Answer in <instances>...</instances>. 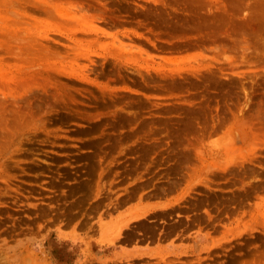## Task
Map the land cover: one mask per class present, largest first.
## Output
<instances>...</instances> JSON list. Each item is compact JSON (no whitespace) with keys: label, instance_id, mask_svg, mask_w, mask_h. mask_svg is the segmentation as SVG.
Listing matches in <instances>:
<instances>
[{"label":"rangeland","instance_id":"obj_1","mask_svg":"<svg viewBox=\"0 0 264 264\" xmlns=\"http://www.w3.org/2000/svg\"><path fill=\"white\" fill-rule=\"evenodd\" d=\"M15 1L0 264H264V0Z\"/></svg>","mask_w":264,"mask_h":264},{"label":"bare ground","instance_id":"obj_2","mask_svg":"<svg viewBox=\"0 0 264 264\" xmlns=\"http://www.w3.org/2000/svg\"><path fill=\"white\" fill-rule=\"evenodd\" d=\"M12 1H13V0H12ZM14 1H15V0H14ZM20 1H21V0H19V2H20ZM22 1H23V0H22ZM22 1H21V4H23ZM29 1H30V0H28V1L26 0L25 2L27 3V2H29ZM45 1H47V0H45ZM54 1L56 2V0H54ZM6 2H7V1H6ZM16 2H17V1H15V3H16ZM19 2H18V5H19ZM31 2H33V1L31 0ZM40 2H41V1H40ZM47 2H48V1H47ZM59 2H62V0H60ZM59 2H58V4L60 5ZM36 3L40 6L39 9H37L38 6H37ZM56 3H57V2H56ZM6 4H7V3H6ZM21 4H20L19 6H21ZM27 4H28V3H27ZM27 4H26L25 6H27V9H29L28 6L31 7L32 4L30 5V2H29V5H27ZM50 4H51V3H50ZM52 4H53V3H52ZM8 5H10V4H8ZM14 5H15V4H14ZM33 5H36V7H35V6H34V7L37 9V11H38V10L40 11V8H41V5H42V4L40 5L38 2H35V4H33ZM0 6H1V5H0ZM12 6H13V5H12ZM12 6H11V7H12ZM22 6H23V5H22ZM25 6L23 7V8H24V12H25V10H26V9H25ZM46 6H47V5H46ZM46 6H44V7L46 8ZM60 6H61V5H60ZM14 7H17V8H18L17 5H15ZM32 7H33V6H32ZM44 7L42 6V8H44ZM47 7H48V6H47ZM52 7H54V6H52ZM1 8H2V7H1ZM1 8H0V9H1ZM4 8L7 9V5H6ZM20 8H21V7H19V10H22V12H23V8H22V9H20ZM45 8L43 9L44 11H46ZM8 9H10V7H8ZM11 9H12V8H11ZM50 9H51V8H50ZM50 9H49V10H50ZM55 9H56V8H55ZM1 10L3 11V8H2ZM12 10H14V8H13ZM15 10H16V9H15ZM34 10H35V9H34ZM61 10H63V9H61ZM5 11H6V10H5ZM8 11H10V10H8ZM8 11H6V12H8ZM28 11H29V10H28ZM28 11H26V12H28ZM6 12H5V13H6ZM16 12H17V11H15V13H16ZM22 12L20 11L21 16H22ZM48 12L50 13V11H46V13H48ZM52 12H53V11H52ZM52 12H51V13H52ZM64 12H65V11H64ZM1 13H2V14H5V13H3V12H1ZM20 13H19V14H20ZM51 13H50V14H51ZM27 14H30V12H28ZM6 15H7V13H6ZM6 15H5V16H6ZM23 15H24V14H23ZM65 15H66V14H65ZM9 16L11 17L12 15L9 14ZM17 16H18V15H17ZM29 16H30V15H29ZM25 17H26V16H25ZM5 18H6V17H4V19H5ZM12 18L16 19L15 21H18L17 18H15V17H12ZM27 19H28V18H27ZM27 19H26V20H27ZM0 20H2V18H0ZM8 20H9V19L6 18V21H8ZM20 20H21V19H20ZM20 20H19V21H20ZM23 20H24V24H25V23H26V22H25V19H23ZM4 21H5V20H3L2 25H3ZM6 21H5V22H6ZM11 21H12V19H11ZM27 21H28V20H27ZM0 22H1V21H0ZM20 22H21V21H20ZM6 23H7V22H6ZM11 23H12V22H10V24H9V23H8V24H9V25H12ZM22 23H23V22H22ZM29 23H30V22H29ZM29 23H28V24H29ZM8 24H7V26H8ZM0 25H1V24H0ZM2 25H1V26H2ZM13 25H15V24H13ZM14 27H15V26H14ZM19 27H20V26H19ZM3 28H4V27H3ZM3 28H2V29H3ZM10 28H11V27H10ZM16 28H17V27H16ZM16 28H15V29H16ZM21 28H22V27H21ZM21 28H20V29H21ZM20 29H19V30H20ZM0 30H1V28H0ZM8 30H9V29H8ZM24 30H25V29H24ZM13 31H16V30H12V31H10V33L13 32ZM21 31H23V30H21ZM23 32H25V31H23ZM26 32H27V31H26ZM26 32H25V34H26ZM28 32H29V31H28ZM4 33H6V32H5V29H4ZM7 33L10 34L8 31H7ZM7 33H6V34H7ZM19 33L22 34L21 32H18V30H17V33L15 32L16 35H15L14 33H13V35H14V36H17V34L20 35ZM29 34L32 35L31 38H29V39H32L33 36H35V34H34V35L31 34V32H29ZM7 36H8V35H7ZM10 36H12V34H10ZM27 36H28V35H27ZM27 36H25V37L27 38ZM19 37H21V36H19ZM19 37H18V39H19ZM22 37H23V36H22ZM22 37H21V38H22ZM28 37H30V36H28ZM34 38H35V37H34ZM24 39H25V38H24ZM0 40H1V39H0ZM25 40H28V39H25ZM35 40H36V38H35ZM5 41H8V40L5 39ZM5 41H4V38H3V42H5ZM10 41H11V40H10ZM19 41H20V40H19ZM28 41H29V40H28ZM28 41H27V42H28ZM32 41H33V39H32ZM32 41H31V42H32ZM12 42H13V41H12ZM1 43H2V42H1ZM19 43H20V42H19ZM36 43H37V42H36ZM2 44H3V43H2ZM2 44H0V45L2 46ZM11 44H12V43H10L9 41L7 42V44H6V42H5V46H4L5 49H6V45H11ZM23 44H24V43H23ZM23 44H21V46H23ZM29 44H31V43H29ZM12 45H13V44H12ZM14 45H15V44H14ZM18 45H19V44H18ZM15 46H17V45H15ZM25 46L27 47L26 44H25ZM29 47H30V46H29ZM2 48H3V47H2ZM8 48H9V47H8ZM12 48H13V47H12ZM12 48H11V49H12ZM14 48H15V47H14ZM14 48H13V50H14ZM19 48H21V47H19ZM27 48H28V47H27ZM7 50H8V49H7ZM30 50H31V49H30ZM30 53H32V52H30ZM10 54H13V53H10ZM19 56H20V55H19ZM21 56H22V54H21ZM31 57H32V56H31ZM36 57H37V56H36ZM23 58L25 59V57H23ZM29 58H30V56H29ZM17 59H18V58H17ZM21 59H22V58H21ZM21 59H20V60H21ZM27 59H28V57H27ZM7 60H8V59H7ZM35 60H36V58H35ZM35 60H33V61H35ZM10 61H11V60H10ZM12 61H13V60H12ZM12 61H11V62H12ZM25 61H26V59H25ZM28 61H30V60H28ZM6 62H7V61H6ZM31 62H32V61H31ZM18 63H20V62H18ZM34 63H36V61H35ZM31 64H32V63H31ZM31 64H29V65H31ZM12 65H13V63H12ZM23 65H25V64H23ZM32 65H33V64H32ZM32 65H31V67H32ZM13 66H14V68H15V65H13ZM18 66H19V64H18ZM22 67H23V66H22ZM36 67H37V66H36ZM16 68H18V67H16ZM29 68H30V67H29ZM32 68H33V67H32ZM39 68H40V67H39ZM8 69H9V68H8ZM43 69L45 70V69H48V68H47V66H45ZM10 70H11V69H10ZM24 70H27V71H28V69H24ZM37 70H38V69H36V70L34 71V74H35V72H36ZM22 71H23V69H22ZM32 71H33V70H32ZM39 71H40V70H39ZM11 72H12V71H11ZM23 72H24V71H23ZM21 73H22V72H21ZM28 73H29V72H28ZM31 73H32V72H31ZM38 73H41V72H38ZM38 73H37V74H38ZM7 74H10V72L7 73ZM24 74H26V73H24ZM24 74H22V75H24ZM34 74H33V75H34ZM28 75L30 76V74H28ZM33 75H32V76H33ZM4 76H7V75H4ZM8 76H9V75H8ZM24 77H25V76H24ZM33 77H34V76H33ZM40 77L43 78V76H40ZM40 77H39L38 79L35 77V81H36V79H37V84H40L38 87L45 88V90H46V89L48 88V84H47L48 80H47L46 78L40 79ZM6 78H7V77H6ZM27 78H28V80H27ZM27 78H26V80L29 81V83H30V81H31V82L33 81V80H29V77H27ZM39 79H40V80H39ZM27 81H26V82H27ZM0 82L3 83L2 81H0ZM18 83H19V82H18ZM35 83H36V82H35ZM20 84H21V87H22L23 81H22V83H20ZM33 84H34V82H33L32 84L30 83V86L33 85ZM11 85H12V84H11ZM13 85H14V84H13ZM23 85H24V84H23ZM26 85H27V84H26ZM34 85H35V84H34ZM2 86H3V85H2ZM18 86H19V85H18ZM18 86H16V88H17ZM7 87H12V86H7V84H6V88H5L6 91H7ZM13 87H14V86H13ZM33 87H34V86H33ZM16 88H15V89H16ZM18 88H20V86H19ZM23 88H24V87H23ZM8 89H9L8 91H10V89L12 90V88H8ZM13 89H14V88H13ZM18 90H20V89H18ZM31 90H32V88H31ZM43 90H44V89H43ZM16 91H17V90H16ZM16 91H15V92H16ZM23 91H24V90H23ZM0 93H1V92H0ZM2 93H3V92H2ZM7 93H8V92H7ZM12 93H13V92H12ZM14 94H15V93H14ZM19 94H20V93H19ZM4 95H6V94H4ZM7 95H9V94H7ZM16 95H17V94H16ZM14 96H15V95H14ZM14 96H13V97H14ZM18 97H19V95H18ZM0 125H1V124H0ZM4 127H5V126H4ZM7 129H8V128H7ZM5 131H6V130H5ZM0 132H1V131H0ZM6 132H7V131H6Z\"/></svg>","mask_w":264,"mask_h":264}]
</instances>
